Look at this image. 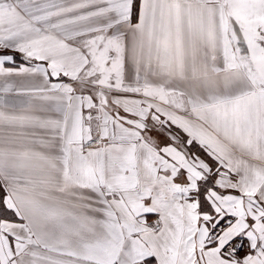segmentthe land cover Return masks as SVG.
Instances as JSON below:
<instances>
[{
	"label": "snow or ice",
	"instance_id": "obj_1",
	"mask_svg": "<svg viewBox=\"0 0 264 264\" xmlns=\"http://www.w3.org/2000/svg\"><path fill=\"white\" fill-rule=\"evenodd\" d=\"M0 264H264V0H0Z\"/></svg>",
	"mask_w": 264,
	"mask_h": 264
}]
</instances>
